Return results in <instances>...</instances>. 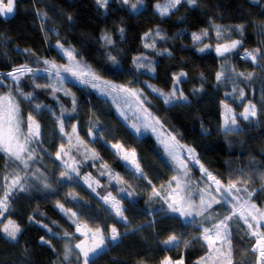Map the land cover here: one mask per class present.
<instances>
[{
  "label": "trees",
  "instance_id": "1",
  "mask_svg": "<svg viewBox=\"0 0 264 264\" xmlns=\"http://www.w3.org/2000/svg\"><path fill=\"white\" fill-rule=\"evenodd\" d=\"M6 2V1H5ZM158 0H144L139 12H133L129 6L122 5L118 0H110L108 10L99 8L95 0H16L15 10L7 17L0 16V73H7L13 67L27 63L33 68H43L40 62L43 59L63 61L55 49L57 40L67 42L65 46H74L81 57L105 79L119 84L132 81V87L142 89L147 97L145 106L174 133L182 143L194 147L202 163L213 174H217L225 183L229 178H236L242 170L246 177H251L249 190L258 189L264 179L260 172H264V60L253 64L250 59H243L245 50L259 48L264 53V0H197L196 5L186 2L178 5L168 16L161 17L154 5ZM163 3L164 0H159ZM37 11L47 13L43 20ZM68 16L73 19L70 21ZM244 25L241 35L233 26ZM215 25L225 30L224 37L242 40V45L231 56H218L212 49L199 52L204 42H221L214 39ZM124 28L121 36L119 28ZM159 28L164 39L155 38L156 48H145L144 43L151 40L143 39L144 33L150 29ZM207 29L209 35L201 41L193 40V33L199 34ZM231 29V31H228ZM107 32L112 36L113 45L104 46L101 36ZM23 49H30L26 53ZM171 53L169 55L168 53ZM117 56L120 61L119 71L108 61V54ZM144 55L152 61L156 72L146 69H135L133 57ZM225 65V79L221 83L216 81V73ZM236 72L254 73L251 81L244 77L232 75L228 79L230 69ZM186 72L181 78L179 88L189 97L188 103L164 104L162 98L149 85H153L164 92L173 86L172 76L179 72ZM36 83L47 84L51 81L46 73H38ZM203 85V91L195 93L193 90ZM14 85L9 78L0 83V93H6ZM243 89L245 98L235 101L231 95L233 87ZM25 92L34 90L30 79L21 81ZM65 88L70 89L76 97L77 111L71 112L72 99L64 93L57 92L59 100L54 99L50 89H35L37 103L50 106L57 115L61 106L67 109L65 114V130L71 132V125L77 124L80 136L89 141L111 165L115 172L127 182L126 185L109 184L107 177L98 175L99 162L83 161V156L76 155L83 161L80 166L82 176L89 173L100 180L103 188L97 191L101 195L112 192L117 195L119 187L131 185L138 195L126 198L120 193L128 218L127 226L110 212L104 210L99 198L84 184L83 180L76 182L60 181L62 171L61 162L55 159L61 143L67 146V138L62 137L55 117L49 111L35 113L32 105L21 98V109L26 116L29 112L36 115L41 124V142L35 145L38 158L31 163L30 169H39L48 177L51 190H43L39 182L36 189L28 193L18 194L11 202V211L0 218V227L5 220H15L23 229L18 242H13L0 232V264H69L63 260L66 244H75L82 238L75 233V237L61 238L66 231L74 233L75 227L71 220L60 212L55 204L60 201L66 208L78 211L83 208L68 197L74 193L78 198L88 202L91 208H84L81 220L92 228H104L105 235L108 229L115 225L123 234L121 239L111 243L105 252L99 256L95 264H160L165 256L173 260L184 258V264H196V261L205 254L206 249L199 241H195L188 248L181 245L179 248H169L160 241L168 235L176 233L185 239H191L199 232L193 226H185L178 219L165 218L152 211L162 206V201L149 200L151 187L146 180L138 179L131 171L122 166L111 153L106 151L103 142L97 140L92 143L87 136L91 122L99 120L100 127L108 141L122 142L126 148L135 149L148 178L160 188L161 185L175 175L170 160L165 156L155 137L151 133L136 136L111 107L100 98L94 90L66 81ZM236 95L239 96L238 92ZM221 101L231 105L237 113L241 112L249 101L257 105L258 117L252 122L243 121L237 117L239 132H225ZM240 101V102H239ZM220 149L221 156L216 161L210 157L211 152ZM83 149H81V153ZM3 153H0V173L6 168L15 169ZM194 183L201 180V173L197 165H190ZM0 176V183H2ZM31 183V181H29ZM201 182L200 186L202 187ZM255 203L264 205V192H258ZM217 211L221 209L216 206ZM29 216H34L40 223H30ZM40 224H48L57 235L52 236ZM128 229H133L129 231ZM243 231V230H242ZM51 241L52 247L41 244L40 238ZM254 241L241 237L233 232V245L236 249L235 259L240 264H255L256 256L247 249ZM73 259L70 260V262Z\"/></svg>",
  "mask_w": 264,
  "mask_h": 264
},
{
  "label": "snow or ice",
  "instance_id": "2",
  "mask_svg": "<svg viewBox=\"0 0 264 264\" xmlns=\"http://www.w3.org/2000/svg\"><path fill=\"white\" fill-rule=\"evenodd\" d=\"M16 0H0V16H8L15 10ZM110 0H95L99 8L108 10ZM122 5L129 6L133 12H139L143 6L144 0H118ZM196 5L197 0H164L163 3L158 2L154 5L155 10L161 17L171 14L173 9L182 3ZM37 15L41 18L43 28V20L47 18V13L37 11ZM71 21L73 18L68 16ZM236 31L243 35L244 25L233 26ZM121 36L124 34V28H119ZM228 31H231L229 29ZM216 36L220 39L224 37L225 30L220 25H215ZM194 41H201L203 37H207L209 32L207 29L202 30L199 34L193 33ZM155 38L164 39L159 28L153 31L150 29L144 33L145 41L151 40V43L145 42V48H156ZM104 41V46L113 45L112 36L104 32L101 36ZM60 40L56 41L55 49L60 57L66 59V63L59 64L54 59H43L45 67L33 68L27 63L19 67H13L7 73H0V83H3L5 78H11L14 85L9 87L6 93H0V153H3L11 164H15V169L9 170L6 168L4 173H0L3 182L0 183V218H3L11 211V202L14 198H18V194L28 193L36 189V185L30 183L31 180L39 182L43 190H51L52 185L48 183V177L40 172L39 169L31 171L30 165L38 158V153L35 145L41 142V124L37 120L33 112H29L26 116L21 109V98L23 101L32 105L33 111L37 114L44 111H49L55 117L54 123L59 129L62 137L67 138V146L61 143L55 159L61 162L62 171L60 172V181L76 182L83 180L84 184L91 189L104 206V210L110 212L118 220L128 224V218L125 216L127 210L121 199L117 196L120 193L126 198H134L138 195L131 185L119 187L117 195L112 192H107L101 195L97 191L98 188H103L100 180L93 177L91 173L82 176L80 166L83 161L92 160L94 163L99 162L97 169L98 175L107 177L109 184L115 182L116 185H126L127 182L115 172L110 164L103 160L100 153L95 148L89 146V141H85L79 134L78 125H71V132L65 130V114L67 109L61 106L60 114L57 115L51 110L50 106L43 103L35 102L37 97L35 89L51 90L50 94L54 99L59 100L57 92H63L64 95L70 96L72 99L71 112L77 111L76 97L70 89L64 87L65 81L71 77L75 83L92 90L97 91L106 99L110 98L115 105L117 112L127 123V126L133 131L136 136H143L151 133L157 144L162 149L165 156L172 163L175 175H173L159 189L152 183L141 166L135 149H128L122 142L112 143L105 139L104 133L101 130L99 120L91 122L88 128L87 136L94 143L97 140L103 142L106 151H111L112 155L121 162L122 166L132 172L138 179L146 180L151 193L149 200L162 201L164 206L153 209L157 214L163 215L165 218L178 219L185 226H193L199 232V235L192 236L191 239H185L182 235L172 233L164 240L160 241L163 245L169 248H179L183 245L188 248L193 242L199 241L201 246L206 249L205 254L201 256L196 264H240L235 259L236 249L233 245V232L235 231L241 241L247 238L254 241L247 251L255 254V264H264V206L255 203V197L258 192H264V183L258 189L249 190L251 177H246L243 171L236 178H229L225 183L217 174H213L203 163L196 149L190 145L184 144L178 138V134L170 131L160 118L156 117L146 106L147 97L144 96L142 89L132 87V81L127 84H119L112 80L103 78L91 64L85 61L80 52L72 45H66ZM242 45V40L235 39L226 43H218L215 46V53L227 59L230 55ZM211 45L205 44L198 49L199 52H205L211 48ZM24 52L30 53V49H23ZM171 55V53H168ZM108 61L114 66L115 71H119L120 61L117 56L108 54ZM243 59H250L253 64H257L259 60H264V53L259 48L254 50H245ZM133 66L135 69H146L149 72L155 73L156 67L154 63L144 55L133 57ZM264 67V65H259ZM225 65L221 66V70L216 73L217 83H221L225 79ZM46 73L47 78L51 81L47 84L36 83L39 78L38 73ZM232 75L244 77L251 81L254 73L236 72L230 69L228 79L231 80ZM186 72L173 74V86L170 91L163 90L149 85L152 91L157 93L166 105H174L175 103H188L189 97L185 95L183 90L178 86L181 78L186 77ZM28 78L32 81L34 90L25 92L21 87V81ZM195 93L203 91V85L200 88L193 90ZM239 94L241 99L245 98L243 89L233 87L232 93H225L231 96L235 93ZM223 111V128L225 132H239L243 129L240 127L237 117L243 121L252 122L258 117L257 105L248 102L243 108V111L237 113L235 109L230 107L226 102L221 101ZM133 115L129 116L128 113ZM81 149L83 152L81 153ZM83 156V161L78 160L76 155ZM190 165H197L201 173V180L194 183L192 180V169ZM23 172V175H21ZM260 176L264 179V172H260ZM201 182L203 187L200 186ZM68 197L78 204H82L83 208L74 211L71 208H66L63 203L56 201V208L66 215L75 227L74 233L64 232L61 238L75 237V233H80L83 239L74 245L66 244L63 254V260H71L72 254L75 251L74 259L78 264H95L96 259L101 256L111 243L119 241L122 233L112 225L105 235L104 228H92L87 222L81 220L84 208H91V205L78 198L74 193L69 192ZM216 206L221 209L217 211ZM30 223H40L35 220L34 216H29ZM52 236L57 234L52 231L48 224H40ZM133 231V229H128ZM243 230V231H242ZM23 229L12 219H8L7 223H3L0 227L7 239L18 242V237ZM41 244L52 247L51 241L44 237L40 238ZM140 264H144L143 261ZM160 264H184L183 256L180 259L173 260L169 256H165Z\"/></svg>",
  "mask_w": 264,
  "mask_h": 264
},
{
  "label": "rangeland",
  "instance_id": "3",
  "mask_svg": "<svg viewBox=\"0 0 264 264\" xmlns=\"http://www.w3.org/2000/svg\"><path fill=\"white\" fill-rule=\"evenodd\" d=\"M214 39H217L218 37L216 36V32H214L213 33V36H212ZM218 40V39H217ZM230 40H235V39H233V38H231V37H223L222 38V41L221 42H215V43H209V42H204V44H203V46L205 45V44H208V45H211L212 47L211 48H209V49H212L214 52H215V46L218 44V43H226V42H229ZM238 49V48H237ZM236 49V50H237ZM236 50H234V52H236ZM233 52V53H234ZM227 56H229V55H227ZM230 56H231V54H230ZM67 61H66V59L65 58H63V61H61V62H57V63H59V64H64V63H66ZM10 80H11V78H9ZM66 81H70V82H72V83H75L74 82V80L71 78V77H69ZM65 81V82H66ZM75 84H77V83H75ZM77 85H79V84H77ZM79 86H81V85H79ZM94 92H96L97 94H98V96L100 97V98H102V99H104L105 100V102H107V103H109L110 105H111V107L110 108H112L113 110H114V112L123 120V118L119 115V113L117 112V110H116V107H115V105H113L112 104V102H111V99L110 98H108V99H106L104 96H102V95H100L97 91H95L94 90ZM229 97H231V96H229ZM235 101H237L238 102V100L240 99L239 98V96L238 95H236V93L234 94V96L232 97ZM240 102V101H239ZM229 105V104H228ZM230 107H232L231 105H229ZM245 106V105H244ZM222 107V106H221ZM233 108V107H232ZM223 111H224V109H223V107H222V115H223ZM243 111V110H242ZM128 115L129 116H132L133 115V113L132 112H129L128 113ZM124 121V120H123ZM125 122V121H124ZM127 124V123H126ZM221 156V151H220V149H216V150H214L213 152H211V154H210V157L211 158H213V159H215L216 161L219 159V157ZM201 163H202V161H201ZM36 169H34V167H32V169H31V171H35ZM21 175H23V172H21ZM30 181H31V183H33L34 185H36V183H37V181H34V180H31V178H30ZM202 187H203V185H202ZM264 206V205H263ZM3 223H7V220H5ZM3 225V224H2ZM81 239H83V237L81 238ZM80 239V240H81ZM80 240H78V242L80 241ZM78 242H76V243H78ZM74 245V244H73ZM72 257L73 258H71V259H73L71 262H69V264H78V262L74 259V257H75V251L73 252V254H72ZM175 260V259H174Z\"/></svg>",
  "mask_w": 264,
  "mask_h": 264
},
{
  "label": "built area",
  "instance_id": "4",
  "mask_svg": "<svg viewBox=\"0 0 264 264\" xmlns=\"http://www.w3.org/2000/svg\"><path fill=\"white\" fill-rule=\"evenodd\" d=\"M75 231V230H74ZM77 234H80V233H77ZM81 235V234H80Z\"/></svg>",
  "mask_w": 264,
  "mask_h": 264
},
{
  "label": "crops",
  "instance_id": "5",
  "mask_svg": "<svg viewBox=\"0 0 264 264\" xmlns=\"http://www.w3.org/2000/svg\"><path fill=\"white\" fill-rule=\"evenodd\" d=\"M6 1V0H5ZM9 16V15H8ZM4 17H7V16H4Z\"/></svg>",
  "mask_w": 264,
  "mask_h": 264
}]
</instances>
